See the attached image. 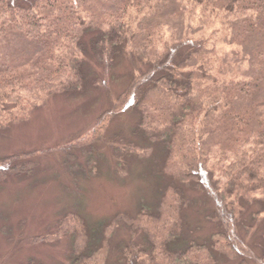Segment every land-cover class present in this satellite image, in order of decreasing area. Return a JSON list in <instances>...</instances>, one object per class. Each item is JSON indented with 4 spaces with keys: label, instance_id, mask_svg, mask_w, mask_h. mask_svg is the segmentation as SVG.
<instances>
[{
    "label": "trees",
    "instance_id": "trees-1",
    "mask_svg": "<svg viewBox=\"0 0 264 264\" xmlns=\"http://www.w3.org/2000/svg\"><path fill=\"white\" fill-rule=\"evenodd\" d=\"M212 21L234 47L222 57L216 41L196 35ZM123 62V111L140 121L128 138L98 141L116 160L115 176L134 160L146 164L157 199L109 224L69 212L41 242L72 239L63 264H248L246 256L264 264V0H0V132L37 103L99 90L95 64ZM13 101L18 113L6 109ZM21 158H0V167L29 174L13 166ZM121 225L128 238L112 246ZM208 225L212 236L196 237Z\"/></svg>",
    "mask_w": 264,
    "mask_h": 264
},
{
    "label": "rangeland",
    "instance_id": "rangeland-1",
    "mask_svg": "<svg viewBox=\"0 0 264 264\" xmlns=\"http://www.w3.org/2000/svg\"><path fill=\"white\" fill-rule=\"evenodd\" d=\"M195 15L197 22L202 15L199 8ZM199 31L196 35L208 38L209 45L217 42L215 53L219 57L233 50V46L220 41L222 31L217 22L212 21ZM127 66L126 62L108 70L95 64L93 69L103 81L99 90L92 87L83 95H62L37 103L39 107L29 119L14 125L8 135L0 132V158L20 155L22 158L13 166L32 169L29 174H6L8 165L0 167L4 175L0 178V264H24L29 257H36L39 264H63L72 239L49 243L40 238L57 232L66 214L79 211L91 221L104 220L109 224L121 214L133 216L140 200L156 201L155 180L146 164L139 165L134 160L127 175L115 176L116 160L111 150L98 141L104 133L114 142L122 133L128 138L140 121L136 111H123L126 100L120 99L126 88L123 80L128 75ZM21 95L20 105L28 109V95ZM18 105L19 101L8 102L6 109L18 113ZM97 146L100 152L94 151ZM136 153L143 151L138 148ZM173 163L179 165L180 159L174 158ZM203 199L205 196L198 203ZM201 213L199 209L194 212L189 223L198 222ZM119 228L114 231L112 246L117 247L128 238V229L122 225ZM206 228L196 237L215 232L212 225ZM251 239L250 236L248 240ZM255 254L258 255L256 251ZM140 255V259L148 256ZM246 257L248 264H257L253 257ZM113 258H119L117 249Z\"/></svg>",
    "mask_w": 264,
    "mask_h": 264
}]
</instances>
